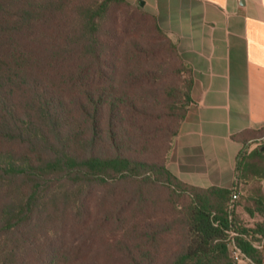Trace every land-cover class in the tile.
Listing matches in <instances>:
<instances>
[{
    "label": "trees",
    "instance_id": "obj_1",
    "mask_svg": "<svg viewBox=\"0 0 264 264\" xmlns=\"http://www.w3.org/2000/svg\"><path fill=\"white\" fill-rule=\"evenodd\" d=\"M67 2L0 0V264H264V129L233 137L232 189L183 183L167 165L194 77L177 44L146 11L147 32L113 26L124 0L74 6L64 33Z\"/></svg>",
    "mask_w": 264,
    "mask_h": 264
},
{
    "label": "crops",
    "instance_id": "obj_2",
    "mask_svg": "<svg viewBox=\"0 0 264 264\" xmlns=\"http://www.w3.org/2000/svg\"><path fill=\"white\" fill-rule=\"evenodd\" d=\"M126 1L157 19L193 70L168 170L190 186L232 189L244 147L233 137L264 129V0Z\"/></svg>",
    "mask_w": 264,
    "mask_h": 264
},
{
    "label": "rangeland",
    "instance_id": "obj_3",
    "mask_svg": "<svg viewBox=\"0 0 264 264\" xmlns=\"http://www.w3.org/2000/svg\"><path fill=\"white\" fill-rule=\"evenodd\" d=\"M103 1L104 0H70V3L67 2L68 5L63 11H61V12L54 11V13H55V18L54 19H56L57 21H55L54 19L53 20L49 19V20H51L53 22L54 26L61 27L63 32L65 33V32H67V29H66V27L64 25H68L69 24V20L68 19H73L72 8H74V6L87 3V4H93L96 7V6H99L100 3L103 2ZM124 1H125L124 4L121 3V2H116V3H113L111 5V7H110L111 8L110 11H109L110 21L113 24V26H117L118 28L120 27V28L125 29V27L127 25H129L128 27L130 28L129 29L130 31H129V33H127V35L132 34L134 31L136 32L137 35L142 34V32H147L146 31V25H147L146 22L147 21H146V18L142 14V12L144 10L142 8L138 7V6L131 5L126 0H124ZM129 8H132V9H129ZM50 14L51 13H49V15ZM123 32H126V31H123ZM68 102L70 103V100H68ZM250 187H251L252 191L257 192V190H258L257 182L252 183L250 185ZM248 188H249V185H248ZM241 196H242V193L240 195V198H241ZM239 204H237L238 205L237 206V211L240 212L246 227L253 228L255 223L262 221L260 216L256 215L255 217H251L245 212V210L243 208L244 207L243 204L245 206H247L246 203H243L240 200ZM248 206L252 207V203L249 202ZM73 232L74 231L71 230L68 235H71ZM79 235H80V232H79ZM73 239H75V245L79 246V236H78V234L73 235ZM86 240H91L92 241L89 244V246L93 250L95 248V244H96V242L98 240L96 238L94 239L93 237L89 238V239L87 237ZM261 242L262 243H260V245H259V243H256V245L259 246V248H261L262 252H264V239H262ZM92 250H90L88 248H84L82 253H85V257H86L88 254H92ZM100 251H101L100 253L103 252L102 249ZM95 261H99V260H95ZM100 263H103V262H100ZM237 264H246V262L242 259L240 262L237 261Z\"/></svg>",
    "mask_w": 264,
    "mask_h": 264
},
{
    "label": "built area",
    "instance_id": "obj_4",
    "mask_svg": "<svg viewBox=\"0 0 264 264\" xmlns=\"http://www.w3.org/2000/svg\"><path fill=\"white\" fill-rule=\"evenodd\" d=\"M238 197H239V194L238 193H235L234 195H233V201H236L237 199H238ZM235 259H236V262L237 261H241L242 259H241V257H239V252H235Z\"/></svg>",
    "mask_w": 264,
    "mask_h": 264
},
{
    "label": "water",
    "instance_id": "obj_5",
    "mask_svg": "<svg viewBox=\"0 0 264 264\" xmlns=\"http://www.w3.org/2000/svg\"><path fill=\"white\" fill-rule=\"evenodd\" d=\"M143 5H144V4H143L142 2H140V6L143 7Z\"/></svg>",
    "mask_w": 264,
    "mask_h": 264
}]
</instances>
